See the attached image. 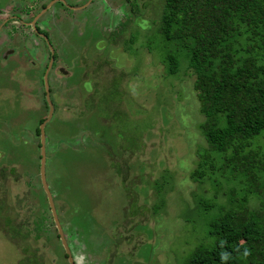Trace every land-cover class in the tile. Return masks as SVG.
Here are the masks:
<instances>
[{
  "label": "rangeland",
  "instance_id": "1",
  "mask_svg": "<svg viewBox=\"0 0 264 264\" xmlns=\"http://www.w3.org/2000/svg\"><path fill=\"white\" fill-rule=\"evenodd\" d=\"M152 4L122 23L117 38L107 36L105 22L95 21L64 22L53 37L60 57L71 46L75 78L70 87L60 83L57 93L51 86L58 108L44 127L45 176L78 264H183L207 236L213 210H201L196 198L213 202V187L190 178L196 149L206 146L198 129L203 116L194 73L182 64L177 75H167L141 45L163 0ZM135 30L138 39L129 43ZM114 77L118 91L110 104L101 95L107 96L104 89ZM44 101L41 87L31 82L23 87L0 69V200L7 215L32 232L19 239L22 247L41 264H67L39 173L34 128L47 114ZM154 181L163 184L159 195ZM38 213L44 214L45 228L39 232ZM3 221L0 217V264H17L22 249L3 232Z\"/></svg>",
  "mask_w": 264,
  "mask_h": 264
},
{
  "label": "trees",
  "instance_id": "2",
  "mask_svg": "<svg viewBox=\"0 0 264 264\" xmlns=\"http://www.w3.org/2000/svg\"><path fill=\"white\" fill-rule=\"evenodd\" d=\"M149 28L141 45L167 75H177L182 64L192 70L203 116L198 129L206 146L197 147L190 178L211 184L214 201L198 197L196 203L213 211L207 236L183 264H264V0H163ZM135 32L129 43L138 39ZM117 89L114 77L102 101L111 104ZM152 187L155 195L164 190L157 181ZM5 210L0 200L1 228L22 249L17 264H41L19 243L32 232ZM35 221L34 230L45 229L44 214Z\"/></svg>",
  "mask_w": 264,
  "mask_h": 264
},
{
  "label": "flooded vegetation",
  "instance_id": "3",
  "mask_svg": "<svg viewBox=\"0 0 264 264\" xmlns=\"http://www.w3.org/2000/svg\"><path fill=\"white\" fill-rule=\"evenodd\" d=\"M152 3L153 0H0V63L2 64L0 69H5L10 78L23 87L30 82L32 86L41 87L45 106L49 110L47 86L48 96L53 105L51 113L53 115L56 106L58 108V103L56 96L54 99L51 96V86L57 93L62 87L60 83H67V87H70L75 78L71 69L73 62L69 56L71 46L62 48L63 54L67 55L65 59L62 52V56H59L60 44L55 41L58 33H62V30L60 31L62 24L64 22H105V27H108L107 36L113 35L117 38L123 31L122 23L133 21L140 10L145 8L149 10ZM27 39L32 41L31 44H28ZM62 39L65 43V39ZM63 41L61 44H64ZM67 41L68 44L72 42ZM63 77L67 78L64 80ZM85 102L89 107L91 101ZM47 122L46 124L49 123ZM34 131H36L35 128ZM38 145L40 147V135Z\"/></svg>",
  "mask_w": 264,
  "mask_h": 264
},
{
  "label": "water",
  "instance_id": "4",
  "mask_svg": "<svg viewBox=\"0 0 264 264\" xmlns=\"http://www.w3.org/2000/svg\"><path fill=\"white\" fill-rule=\"evenodd\" d=\"M46 96H47V103H48V106H49L48 115L39 124V135H40L39 173H40V180H41V185H42V188H43V190L45 192V195H46V198H47V201H48V204H49V208H50L54 223H55L56 228H57L59 237L61 239V242L63 244L65 252L67 254L68 262H69V264H76V262L74 261V258L71 255V252H70V249H69V247H68V245L66 243V240L64 238L63 231H62V229L60 227V223H59V220H58V217H57L56 208H55V205H54L52 193L50 192V189H49L47 181H46V176H45V162L44 161L46 159H45V145H44L45 144L44 126H45L47 120L49 119V117L51 116V113H52V110H53V105H52V103H51V101L49 99V96H48L47 86H46Z\"/></svg>",
  "mask_w": 264,
  "mask_h": 264
}]
</instances>
